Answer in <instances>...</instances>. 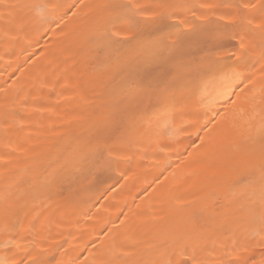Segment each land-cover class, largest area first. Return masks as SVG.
<instances>
[{
  "label": "bare ground",
  "instance_id": "bare-ground-1",
  "mask_svg": "<svg viewBox=\"0 0 264 264\" xmlns=\"http://www.w3.org/2000/svg\"><path fill=\"white\" fill-rule=\"evenodd\" d=\"M0 261L264 264V0H0Z\"/></svg>",
  "mask_w": 264,
  "mask_h": 264
},
{
  "label": "rangeland",
  "instance_id": "rangeland-1",
  "mask_svg": "<svg viewBox=\"0 0 264 264\" xmlns=\"http://www.w3.org/2000/svg\"><path fill=\"white\" fill-rule=\"evenodd\" d=\"M196 16H197V17H196ZM196 16H195L196 18L199 17V15H196ZM196 18H195V19H196ZM206 19H209V18H206ZM212 19H213V18H212ZM200 38H201V37H199V39H200ZM201 39H202V41H200V40H196L195 44H194V41H193V44H194V45H198V46H199V44H201V45L203 44L202 46H200L201 49H199L197 46H193L192 43H191V46H193V48H192L193 50L190 49L191 46H190V48H188V49L186 48V49L188 50L189 54H191L192 56H193V53H192V52H195V53H196V50H195V49L198 48L199 51H200V50L203 51V48H204V47H205V48L207 47L208 44H207V42H205L206 38H201ZM204 39H205V40H204ZM201 42H202V43H201ZM203 42H204V43H203ZM205 44H207V45H205ZM189 45H190V44H189ZM195 47H197V48H195ZM202 47H203V48H202ZM194 48H195V49H194ZM198 49H197V50H198ZM183 50H185V49H183ZM187 50H185V52H187ZM204 50H205V49H204ZM188 52H187V53H188ZM190 52H191V53H190ZM181 53H182V51L180 52V54H181ZM195 53H194V54H195ZM183 54H184V51H183ZM189 56H190V55H189ZM181 57H182V56H181ZM176 60H177V59H176ZM174 61H175V60H174ZM174 61H172L173 63H172V62H171V63H172L173 65H175L177 68H178V66H182V63H183V62H181V61L179 62V61L177 60L178 62H177V61H175V62H176V64L179 63V65H176V64L174 63ZM171 63H170V61H169V63L167 62V66H168L169 64H171ZM180 63H181V65H180ZM161 65H165V66H166V63L163 62L162 64H160V66H161ZM158 67H159V66H158ZM163 67H164V66H163ZM163 67H162V68H163ZM176 67H175V68H176ZM177 68L174 69L173 71H176ZM151 69H153V68H151ZM156 69H158V71H157V72L154 71V72H153L154 74H153L152 76L154 77V75L156 74L155 77H157V75L159 74L158 77H159V76L161 77V75L164 74V72H165V70L167 69V67H166V69L164 70V72H163L162 70H160L161 73L159 72L160 67H159V68L156 67V68L153 69V70H156ZM169 69H172V66H171L170 68H168L167 70H169ZM148 70H150V69H148ZM151 71H152V70L147 71V73H152ZM171 71H172V70H171ZM171 71L169 70L168 72L171 73ZM173 71H172V72H173ZM177 71H178V70H177ZM177 71H176V72H177ZM145 72H146V71H145ZM145 72H144V73H145ZM158 72H159V73H158ZM162 72H163V73H162ZM178 72H180V71H178ZM144 73H143V74H144ZM147 73H145L144 75H146ZM177 74H178V73H177ZM177 74H175V72L172 73V75H177ZM180 74H181V73H179L178 75L181 76ZM148 75H150V74H148ZM148 75H147V77H148ZM166 75H168L167 72L165 73V76H166ZM152 76L150 75L148 78L145 76V77L148 79V81H147V79H145V78H144V80H146L148 83H151V80H152V79H150V78H151ZM163 76H164V75H162V78H160V79L158 78L159 80H157V79L155 78V79L157 80L156 82H158V81L161 82L160 80H164ZM168 76H169V75H168ZM153 77H152V78H153ZM169 77H170V76H169ZM149 79H150V81H149ZM165 79H168V77L165 78ZM152 81H154V80H152ZM154 82H155V81H154ZM154 82H153V83H154Z\"/></svg>",
  "mask_w": 264,
  "mask_h": 264
},
{
  "label": "snow or ice",
  "instance_id": "snow-or-ice-1",
  "mask_svg": "<svg viewBox=\"0 0 264 264\" xmlns=\"http://www.w3.org/2000/svg\"><path fill=\"white\" fill-rule=\"evenodd\" d=\"M245 7H247V6H245ZM0 264H7V261H0Z\"/></svg>",
  "mask_w": 264,
  "mask_h": 264
}]
</instances>
